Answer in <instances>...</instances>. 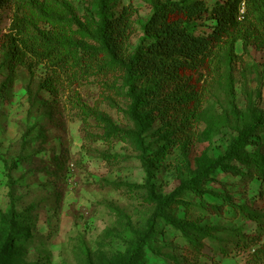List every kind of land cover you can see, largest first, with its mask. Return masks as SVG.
I'll return each instance as SVG.
<instances>
[{"label": "rangeland", "instance_id": "374dc122", "mask_svg": "<svg viewBox=\"0 0 264 264\" xmlns=\"http://www.w3.org/2000/svg\"><path fill=\"white\" fill-rule=\"evenodd\" d=\"M214 1L207 0L210 5ZM55 2L50 8L63 18L70 16L67 6L81 20L93 9L92 0ZM129 3L136 10L132 48L142 34L139 22L151 9L143 0H120L114 10ZM0 13L2 35L12 9ZM38 23L45 28L55 24ZM67 23L62 22L64 33L78 37L76 26ZM210 23L199 20L194 29L208 31ZM242 44L236 42L230 57L223 50L211 63L164 83V94L180 89L184 99L190 94L196 99H189L188 111H179L176 118L173 111L162 118L152 108L143 131L128 115L132 99L124 90L105 91L90 78L87 85L53 100L41 87L43 66L12 72L0 54V264H119L139 233L147 235L139 255L142 264H264V254H252L264 243L257 178L217 170L197 186L183 188L163 212L180 221L185 231L162 217L153 219L157 204L148 190L130 187L148 179L155 194L172 193L217 159L256 117L264 119V52L254 45L244 51ZM123 83L119 79L116 85ZM134 84L136 92L148 86L142 80ZM79 107L88 114L87 134L74 114ZM105 120L128 132L125 138L109 134ZM186 123L189 140L178 129ZM251 133L259 138L254 143H264L263 128ZM239 154H258L264 162V148L258 144ZM230 164L239 165L235 160ZM238 206L258 214L261 223L243 218ZM195 227L207 230L194 236ZM187 236L193 239L191 245ZM252 236L261 240L256 244Z\"/></svg>", "mask_w": 264, "mask_h": 264}, {"label": "trees", "instance_id": "16d2710c", "mask_svg": "<svg viewBox=\"0 0 264 264\" xmlns=\"http://www.w3.org/2000/svg\"><path fill=\"white\" fill-rule=\"evenodd\" d=\"M119 1L92 0L93 9L87 8L89 17L81 20L69 6L66 7L69 17L57 15L58 12L50 8L51 2L57 4L55 0H0V11L3 8L12 9L7 33L0 34V54L12 72L19 67L31 71L35 66H43L46 76L41 87L54 97L53 100H58L60 94L87 85L90 78L92 82H99L105 91L124 90L132 99L128 115L143 131L152 108H156L162 118L170 111L176 118L179 111H188L186 104L189 99H196L191 94L188 99L184 95V99L180 89L164 94V83L178 81L184 72L211 63L223 50L230 57L239 40H243L244 51L249 45H254L264 52V0H215L212 5L207 0H143L151 13L144 22H139L142 34L137 45L132 48H129V40L136 31L133 19L136 10L130 3L122 5L119 11L114 10ZM45 7L49 12L39 9ZM36 10H40L37 16ZM203 19L211 22L206 25L208 31H195L196 22ZM51 20L55 22L52 27L38 26L39 21L46 23ZM65 21L68 22L66 25L76 26L78 37L64 33L62 22ZM2 29L0 26V33ZM119 79L124 80L120 86L116 85ZM135 80L145 81L148 86L136 92ZM81 107L74 114L82 121V131L86 133L89 119L88 114L83 115ZM103 122H106L104 128L108 129L109 134L118 135L120 140L128 133L109 120ZM256 128L264 129V119L256 117L230 139L227 148L224 152L220 151L217 159L201 166L188 182L182 183L166 196L155 194L148 179L142 185L131 184L130 187L146 188L151 201L157 204L153 219L162 217L182 231H185V226L164 213L163 209L176 201V196L183 188L197 186L205 175L217 170L248 180L257 178L260 181L258 193L264 204V162L258 158V154L245 158L239 154L253 144L264 148V143H254L259 140L251 133ZM178 129L186 140L190 139L187 123ZM232 160L239 165H231ZM146 174L149 176L148 169ZM238 212L245 219L261 223L258 214L243 206H238ZM206 230V227H195L192 235L202 234ZM146 236L138 234L137 240L125 250L124 260L119 264H142L139 255L147 243ZM260 238L252 236L251 240L257 244ZM187 241L190 245L193 243V239L188 236ZM257 253L264 254V243L256 247L252 254Z\"/></svg>", "mask_w": 264, "mask_h": 264}]
</instances>
